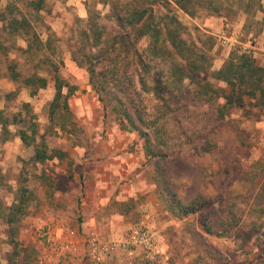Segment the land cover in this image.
I'll list each match as a JSON object with an SVG mask.
<instances>
[{"label":"rangeland","instance_id":"obj_1","mask_svg":"<svg viewBox=\"0 0 264 264\" xmlns=\"http://www.w3.org/2000/svg\"><path fill=\"white\" fill-rule=\"evenodd\" d=\"M10 1L29 14L21 0H0V10ZM108 1L45 0L37 20L28 15L38 32L47 30L52 33L51 48L45 53L56 63L61 62L58 64L59 76L76 87L68 100L71 117L66 123V131L52 129L48 121V105L54 94L51 74L41 73L48 80L47 86L35 95H30L21 83L10 79L8 66L11 62L27 72L37 59L16 51L18 47L25 48V43L2 31L0 25V109L8 114L21 112L24 116L21 105L29 104L38 136L45 137L49 150H61L67 156L62 160L29 165L27 161L33 149L24 146L16 136L17 126H9L12 135L8 140L0 138V203L9 206L20 185L33 193L28 215L21 221L16 236L21 247L19 255L14 257L15 264H58L57 259L45 258L39 231L46 225L62 223L81 234L84 196L98 182L96 174L110 175L99 178L101 185L110 182L114 176L112 163H119L120 170L129 166V173H124L115 184L122 189L104 190L110 201L104 205L106 211L103 215L106 218L109 211L114 215L118 208L115 197L119 191L124 194L128 185L145 190V196L138 195L120 205L119 209L127 213L119 227L124 229L129 223L125 229L128 233L133 226L140 224V219H147L159 245L164 247L165 252L155 263L146 262L142 251L136 249L132 255L142 259L140 264H168V253L205 254L204 264H264V235L255 234L241 247L240 237L236 234L242 223L255 219L252 210L264 206V116L247 119L241 111H236L224 120H217L214 108L193 100L189 93L191 86L187 81L184 83L181 93L177 94L179 98L175 100L178 104L174 108V117H169L165 124L171 139L164 134L163 140L176 148V152L180 142L189 140L190 144H184L175 156L168 155L167 165L172 180L178 184V195L184 201L211 198L216 204V212L211 216L197 214L182 220L171 217L159 200L153 164L144 155L143 141L136 132L121 130L113 116H105L97 96L90 89L86 70L77 67L70 59L66 40L77 20L85 19L87 7H90L97 10L105 21L103 19L109 12ZM261 4L264 8V0ZM177 15L187 28V38H195L194 28L199 33L213 36V69L221 67L229 53L237 48L246 50L264 66V30L254 24L244 27V15L191 18L181 11H177ZM250 19L261 21L262 13L256 12ZM256 28L258 32L254 34ZM151 99V96L146 98L149 111L154 104ZM204 142L211 144L207 152L199 147ZM227 207L233 210L234 220L228 215ZM206 220L214 232H224V235L218 237L205 233L202 222ZM11 252L7 229L0 219V264H11L8 261Z\"/></svg>","mask_w":264,"mask_h":264},{"label":"trees","instance_id":"obj_2","mask_svg":"<svg viewBox=\"0 0 264 264\" xmlns=\"http://www.w3.org/2000/svg\"><path fill=\"white\" fill-rule=\"evenodd\" d=\"M28 15L39 17L45 0H21ZM262 0H109V12L105 21L94 8L87 7L85 19L77 20L76 27L66 40L71 61L88 74V84L97 96L105 116L111 115L120 129L136 132L143 141L144 155L151 160L153 179L159 200L173 218L182 220L197 214L211 216L216 205L211 198L197 197L184 201L178 195V184L169 173L168 155H176L189 140L178 144L179 150L169 146L165 135L171 139L166 128L169 117H174L175 101L184 83L191 86L189 92L198 103L214 108L215 118L224 120L233 112L241 111L244 118L258 119L264 116V66L246 50H232L221 67L213 69L214 38L199 33L194 28V39L187 38V28L180 21L177 11L195 18L200 15L234 18L244 15L246 23L264 30ZM256 12L262 13L261 21L251 20ZM26 13L16 8L11 1L0 10L2 31L21 39L25 48L16 51L37 62L27 72L9 64L10 79L21 83L30 95L45 89L48 80L41 73L53 76L54 94L48 105V121L52 129L66 131L71 112L69 98L76 91L66 79L58 74V64L45 53L50 49L52 33L38 32ZM257 28L254 32L256 34ZM43 35L46 38H42ZM43 65V66H42ZM202 76V77H200ZM10 95V94H7ZM151 96L154 104L149 111L146 98ZM173 103V104H172ZM183 105V104H182ZM185 108V106H182ZM25 112L6 113L0 109V138L8 140L12 133L9 126H17L16 136L24 146L31 147L33 154L29 165L65 159L66 152L49 150L44 136L37 134L36 124L29 104L21 105ZM72 125V122L70 123ZM188 139L189 137L185 135ZM210 143L199 147L210 150ZM33 193L24 185L13 193L9 206L0 203V219L7 229L12 252L8 261L15 264L20 244L16 239L20 223L28 215ZM229 208V207H227ZM234 220L231 208L226 210ZM255 219L242 223L236 234L241 247L251 241L255 234L264 235V206L252 210ZM252 214V215H253ZM229 224L232 223L230 222ZM205 233L221 237L224 232H214L207 220L202 222Z\"/></svg>","mask_w":264,"mask_h":264},{"label":"crops","instance_id":"obj_3","mask_svg":"<svg viewBox=\"0 0 264 264\" xmlns=\"http://www.w3.org/2000/svg\"><path fill=\"white\" fill-rule=\"evenodd\" d=\"M110 161V160H108ZM110 164L109 162H106ZM105 164V162H104ZM114 164L113 168V178L110 180L107 184H100L99 178L109 177L110 175L105 174L104 176H101L99 174H96V177H99L98 179H95L98 182H94L95 184L92 185V188L88 189V192L85 194L83 199V208H82V215H83V223L81 227V234L78 233L76 230H73L67 226H65L62 223H56L55 226L59 230L62 231H72L75 235L78 236H84L90 231H96L98 232L103 239L106 240H121L125 238L128 233L125 232V229H127V225H129V219L126 218V222L128 224L125 225V228L119 227L122 219L126 216V210L122 211L120 208V205L124 203V201H127L128 199H132L138 195L145 196L146 191L145 190H138L134 189V185H128L127 188H125V193L122 194L120 191L118 192V196L115 197V203L118 208L115 209L114 215L109 211L107 212V217L103 215L104 211V205H106L110 201V196L108 194H105L106 189H115L117 190V180L124 175V173H129V166H127L124 170H120V164L119 163H112ZM127 164H124L126 166ZM126 171V172H125ZM121 173V174H120ZM94 181V179H91ZM90 180V183H91ZM102 182L105 180H101ZM122 189L119 188V190ZM105 194V195H104ZM110 195V194H109ZM113 202V201H112ZM120 210V211H119ZM114 216V217H113ZM121 220V221H120ZM138 223H147V219H140ZM124 226V225H123ZM119 229V231H118ZM118 232H117V231ZM81 238V237H80ZM164 247H162L163 252ZM82 252V245L79 244L77 246V251L74 254L66 255L61 258H55L58 264H90L83 256L81 255ZM177 255L175 253H168L166 254V259H168L170 262L168 264H204L202 261L206 260L205 254L199 253V255H193L190 254L185 255ZM133 256V255H132ZM128 253L116 251L112 254H110L105 260L103 264H140L139 261H141V258H135L132 257ZM170 258V259H169ZM167 261V260H166ZM56 262V263H57ZM165 263V262H164Z\"/></svg>","mask_w":264,"mask_h":264},{"label":"built area","instance_id":"obj_4","mask_svg":"<svg viewBox=\"0 0 264 264\" xmlns=\"http://www.w3.org/2000/svg\"><path fill=\"white\" fill-rule=\"evenodd\" d=\"M38 238L46 252L45 258L48 256L55 259L74 254L78 241L82 245L81 255L90 264H103L104 260L116 251L132 255L136 249H140L148 263H155L163 255L155 231L146 223L133 226L121 240L103 239L96 231L78 236L72 231H62L52 225L43 227Z\"/></svg>","mask_w":264,"mask_h":264}]
</instances>
